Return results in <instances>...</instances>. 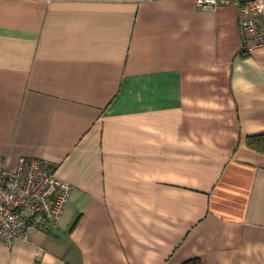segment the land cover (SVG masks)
Listing matches in <instances>:
<instances>
[{"label": "crops", "instance_id": "crops-1", "mask_svg": "<svg viewBox=\"0 0 264 264\" xmlns=\"http://www.w3.org/2000/svg\"><path fill=\"white\" fill-rule=\"evenodd\" d=\"M258 135L264 46L228 1L0 0V168L72 187L0 264H264Z\"/></svg>", "mask_w": 264, "mask_h": 264}, {"label": "built area", "instance_id": "built-area-1", "mask_svg": "<svg viewBox=\"0 0 264 264\" xmlns=\"http://www.w3.org/2000/svg\"><path fill=\"white\" fill-rule=\"evenodd\" d=\"M228 1L239 12L243 49L264 46V0H195L202 10ZM72 187L53 168L35 158H21L15 170L0 168V244L28 242L34 231H46L63 213Z\"/></svg>", "mask_w": 264, "mask_h": 264}, {"label": "trees", "instance_id": "trees-1", "mask_svg": "<svg viewBox=\"0 0 264 264\" xmlns=\"http://www.w3.org/2000/svg\"><path fill=\"white\" fill-rule=\"evenodd\" d=\"M246 143L251 149L259 153H264V135L248 137ZM75 225H76V222L73 225V227H75ZM194 263L196 264L195 261Z\"/></svg>", "mask_w": 264, "mask_h": 264}]
</instances>
